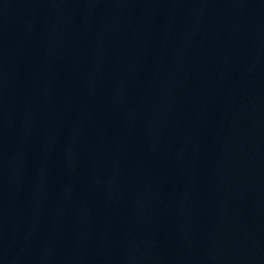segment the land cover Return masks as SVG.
<instances>
[{
  "label": "water",
  "instance_id": "obj_1",
  "mask_svg": "<svg viewBox=\"0 0 264 264\" xmlns=\"http://www.w3.org/2000/svg\"><path fill=\"white\" fill-rule=\"evenodd\" d=\"M0 264H264V0H2Z\"/></svg>",
  "mask_w": 264,
  "mask_h": 264
}]
</instances>
